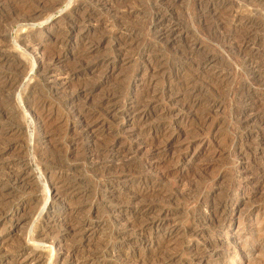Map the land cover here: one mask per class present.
Returning <instances> with one entry per match:
<instances>
[{
    "label": "rangeland",
    "instance_id": "1",
    "mask_svg": "<svg viewBox=\"0 0 264 264\" xmlns=\"http://www.w3.org/2000/svg\"><path fill=\"white\" fill-rule=\"evenodd\" d=\"M0 264H264V0H0Z\"/></svg>",
    "mask_w": 264,
    "mask_h": 264
},
{
    "label": "bare ground",
    "instance_id": "2",
    "mask_svg": "<svg viewBox=\"0 0 264 264\" xmlns=\"http://www.w3.org/2000/svg\"><path fill=\"white\" fill-rule=\"evenodd\" d=\"M15 79H17V78H15Z\"/></svg>",
    "mask_w": 264,
    "mask_h": 264
}]
</instances>
